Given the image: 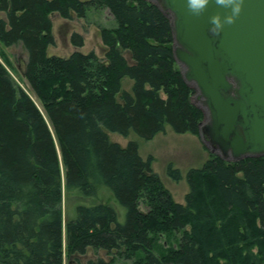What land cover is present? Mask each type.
I'll return each instance as SVG.
<instances>
[{
	"label": "trees",
	"instance_id": "trees-1",
	"mask_svg": "<svg viewBox=\"0 0 264 264\" xmlns=\"http://www.w3.org/2000/svg\"><path fill=\"white\" fill-rule=\"evenodd\" d=\"M101 10L114 20L97 24L103 58L49 55L53 14L89 19ZM72 40L84 45L79 34ZM0 43L23 46L33 92L0 61V264H83L89 250L112 259L86 264H264V156L231 162L211 153L190 170L182 204L137 141L122 147L109 138L135 133L150 141L167 126L176 134L204 131L162 2L0 0ZM168 173L182 179L171 164ZM104 189L126 210L123 222L113 203L101 201L79 204L65 223V192L100 199Z\"/></svg>",
	"mask_w": 264,
	"mask_h": 264
},
{
	"label": "water",
	"instance_id": "water-1",
	"mask_svg": "<svg viewBox=\"0 0 264 264\" xmlns=\"http://www.w3.org/2000/svg\"><path fill=\"white\" fill-rule=\"evenodd\" d=\"M160 1L171 17L183 76L210 110L204 126L210 142L227 161L264 156V0H243L232 23L225 20L231 5L217 0L200 11L187 0ZM217 14L225 22L213 33Z\"/></svg>",
	"mask_w": 264,
	"mask_h": 264
},
{
	"label": "rangeland",
	"instance_id": "rangeland-1",
	"mask_svg": "<svg viewBox=\"0 0 264 264\" xmlns=\"http://www.w3.org/2000/svg\"><path fill=\"white\" fill-rule=\"evenodd\" d=\"M52 20L56 42L55 45L49 47V55L56 54L62 57H69L74 51L79 50L85 54L95 52L101 58L104 57L106 47L102 42L97 24L110 25L113 23V16L109 10L93 12L90 14L89 19L79 18L75 13L72 19H66L59 14H53ZM74 34H79L83 37L84 45L82 47H76L73 44L72 37ZM1 54H4L3 56L6 60H4L5 58L3 59ZM126 55L128 56V53H126ZM0 61L8 69L18 86L33 95L32 89L25 78L27 53L23 46L6 47L0 43ZM177 67L181 73L186 71V68L179 62H177ZM123 87L128 91H132L133 81L129 78L124 79ZM192 88L194 89V103L203 109L205 126L211 121L210 110L205 103V99L194 84H192ZM108 135L112 142L118 143L122 147H127L131 141H137L140 147V155L145 160L150 156L154 158V172L160 176L162 182L171 192L174 199L182 204H186V195L190 191L188 184V174L190 170L202 168L211 153L217 155L221 154L220 151L217 150V147L210 142L205 131H202L201 136H195L190 133L176 134L170 126H167L164 133L158 134L150 141L140 138L135 133L127 137L114 132H108ZM170 164L173 165L175 169L181 171L182 179L180 181H175L169 176L168 167ZM99 198L100 199L84 198L76 193L67 194L65 192V198L62 204L65 223L69 218L76 216L79 204L92 205L100 203L101 201L113 203L118 213L119 220L122 222L124 221L126 210L119 205L109 190L104 189L100 193ZM91 259H104L108 261L111 260L112 257L103 250L97 253L93 250H89L86 255L80 257V261L83 264H86ZM134 261L118 259L116 264H134ZM65 262L67 264V260H65Z\"/></svg>",
	"mask_w": 264,
	"mask_h": 264
},
{
	"label": "clouds",
	"instance_id": "clouds-1",
	"mask_svg": "<svg viewBox=\"0 0 264 264\" xmlns=\"http://www.w3.org/2000/svg\"><path fill=\"white\" fill-rule=\"evenodd\" d=\"M217 2L221 4L231 5V14H229L225 18V20L227 23L234 22L235 18L239 15L241 11L243 0H217ZM187 3L189 8L196 11H200L207 6L209 0H187ZM211 19L215 22V27L209 29L210 32H219L222 29L225 21H221L220 16L218 14L212 16Z\"/></svg>",
	"mask_w": 264,
	"mask_h": 264
},
{
	"label": "crops",
	"instance_id": "crops-1",
	"mask_svg": "<svg viewBox=\"0 0 264 264\" xmlns=\"http://www.w3.org/2000/svg\"><path fill=\"white\" fill-rule=\"evenodd\" d=\"M52 55H53V54H52ZM52 55H51V56H52ZM54 55H56V54H54ZM56 56H59V55H56Z\"/></svg>",
	"mask_w": 264,
	"mask_h": 264
},
{
	"label": "bare ground",
	"instance_id": "bare-ground-1",
	"mask_svg": "<svg viewBox=\"0 0 264 264\" xmlns=\"http://www.w3.org/2000/svg\"><path fill=\"white\" fill-rule=\"evenodd\" d=\"M2 61V60H1ZM178 61V60H177Z\"/></svg>",
	"mask_w": 264,
	"mask_h": 264
}]
</instances>
